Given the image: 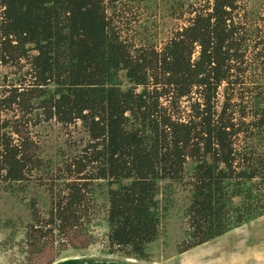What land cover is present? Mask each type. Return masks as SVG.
<instances>
[{"label": "trees", "instance_id": "16d2710c", "mask_svg": "<svg viewBox=\"0 0 264 264\" xmlns=\"http://www.w3.org/2000/svg\"><path fill=\"white\" fill-rule=\"evenodd\" d=\"M117 1L0 0V66L22 70L25 61L32 78L0 97V181L24 182L42 168L35 142L2 118L4 110L16 106L22 117L40 110L42 121L65 126L81 122L90 139L66 166L77 179L58 196L50 223L78 226L91 184L105 181L110 246L147 260L170 206V194L159 198L161 182L184 180L189 161L193 229L182 251L264 214V160L236 147L241 135L261 130L264 112L260 93L252 114L258 120L247 122L243 109L238 118L231 94L219 108L222 85L237 84L246 71L248 39L235 18L236 0L194 10L191 23L162 48L124 37ZM259 56L264 69V45ZM184 99L192 101L188 116ZM54 264L140 263L67 258Z\"/></svg>", "mask_w": 264, "mask_h": 264}, {"label": "rangeland", "instance_id": "374dc122", "mask_svg": "<svg viewBox=\"0 0 264 264\" xmlns=\"http://www.w3.org/2000/svg\"><path fill=\"white\" fill-rule=\"evenodd\" d=\"M213 1L118 0L116 23L124 37L137 46L149 43L162 48L177 30L191 23L194 10H202ZM236 3L235 18L244 26L243 32L248 39L245 63L241 65L246 71L237 74L240 81L237 84L228 89L226 83L222 85L218 102L221 108L231 94L236 116H240L243 109L248 113L245 120L249 122L260 118V115H252L258 104L255 96L259 93L264 112V69L259 56L264 45L261 43L264 0H236ZM22 63V70L11 64L0 66V97L7 95L12 87L20 86L21 78L32 82L30 75L25 74L29 64ZM191 103L189 99L181 102L184 116L190 113ZM2 118L12 124L18 123L24 134L31 137L42 168L33 169L24 182L0 181V264H54L67 258L125 260L140 264H264V214L182 251L190 242L193 229L188 211L192 203L193 164L190 161L184 180L161 182L163 192L159 198L170 194V206L162 220L159 237L149 244L147 260L130 258L123 250L110 246L105 181L91 184L94 191L87 192V199L79 208L82 218L78 226L61 229L60 221L50 223L51 209L58 196L68 194V183L77 179L69 174L66 166L75 156L85 152L90 136L81 122L65 126L55 119L42 121L40 110L22 117L20 109L14 106L4 110ZM254 133V136L241 135L236 147L242 154H254L259 162L264 160V126L261 130L254 129ZM13 136L19 142V136ZM242 200V196H237L234 204L240 205Z\"/></svg>", "mask_w": 264, "mask_h": 264}]
</instances>
